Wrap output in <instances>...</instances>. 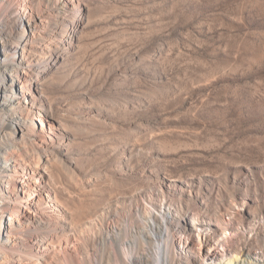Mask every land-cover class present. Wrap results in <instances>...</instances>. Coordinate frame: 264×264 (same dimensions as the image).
Here are the masks:
<instances>
[{
    "label": "rangeland",
    "instance_id": "374dc122",
    "mask_svg": "<svg viewBox=\"0 0 264 264\" xmlns=\"http://www.w3.org/2000/svg\"><path fill=\"white\" fill-rule=\"evenodd\" d=\"M0 16L32 65L4 264H120L108 236L147 211L166 216L170 264L218 243L264 260V0H12Z\"/></svg>",
    "mask_w": 264,
    "mask_h": 264
},
{
    "label": "bare ground",
    "instance_id": "6f19581e",
    "mask_svg": "<svg viewBox=\"0 0 264 264\" xmlns=\"http://www.w3.org/2000/svg\"><path fill=\"white\" fill-rule=\"evenodd\" d=\"M11 1L0 0L4 3ZM21 9H24L23 14L28 12L26 7H21ZM22 18L24 19L25 16H22ZM3 21L4 18L0 16V29L2 30V46L0 48V140L10 138L12 144L0 148V245L10 242L9 239H6L8 237L6 235L8 225L6 215L7 212L11 211V209L7 210L10 201L4 196L6 194L5 189H7L6 183L10 180V171H13L14 167V156L10 151L16 147L15 142H20L28 137V135L26 137L28 121L23 117V102L25 99L20 97L21 90L18 87V81H21L22 74L26 73V65L32 67L25 60V53L30 46V39L28 36L16 38V40L7 39L6 32L2 28L5 25ZM37 67L40 68L41 65L38 64ZM148 96L152 102L158 99L155 90H152ZM40 184L43 183L38 180L37 185ZM140 218V226L127 229L125 233L122 229H117L108 236L115 246V253L120 264H170L171 238L167 230L166 216L161 212L157 214L154 211H147L141 214ZM10 220L12 218H9ZM4 255L0 248V264L5 263ZM197 264H264V260L259 255L253 259L243 258L233 254L230 249L218 243L210 247L205 258Z\"/></svg>",
    "mask_w": 264,
    "mask_h": 264
}]
</instances>
